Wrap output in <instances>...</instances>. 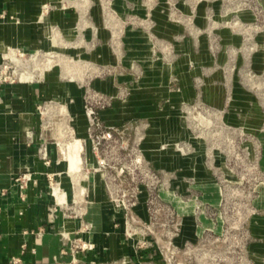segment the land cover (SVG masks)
I'll return each mask as SVG.
<instances>
[{
  "label": "rangeland",
  "instance_id": "obj_1",
  "mask_svg": "<svg viewBox=\"0 0 264 264\" xmlns=\"http://www.w3.org/2000/svg\"><path fill=\"white\" fill-rule=\"evenodd\" d=\"M71 8L72 29L49 24L50 47L1 44L8 78L0 66V81L58 74L54 93L38 103L42 124L73 142L62 149L73 150L76 168L103 174L138 262L264 264V0H45L41 16L59 11L68 20ZM177 67L194 95L173 115L164 93H182ZM107 80L114 93L101 89ZM146 88L158 97L155 118L186 123L152 141L163 160L171 150L173 166L150 156L149 117L112 126L101 118ZM208 93H221V104ZM85 116L81 136L75 120Z\"/></svg>",
  "mask_w": 264,
  "mask_h": 264
},
{
  "label": "crops",
  "instance_id": "obj_2",
  "mask_svg": "<svg viewBox=\"0 0 264 264\" xmlns=\"http://www.w3.org/2000/svg\"><path fill=\"white\" fill-rule=\"evenodd\" d=\"M44 1L0 0V46L8 43L27 48L50 47L45 38L49 24L60 22L72 29L74 9L69 10L68 20L59 11L42 17ZM11 15L20 22L12 20ZM174 69L172 72L180 74L183 91H165L171 114L177 111L178 103L194 95L189 76L179 67ZM57 77V73H49L44 83L0 81V264H14L15 256L30 264H141L134 257L133 242L116 224L121 221L99 177L103 174L76 168L73 156L62 149L73 142L66 143L57 125L42 124L37 105L54 93ZM99 84L102 90L115 92L110 80ZM221 95L209 94L218 105ZM241 96V91L235 92V106ZM157 98L147 88L135 91L131 100L117 99L100 115L110 126L120 125L130 114L149 117L150 156L169 167L174 164L173 153L167 148L163 160L161 154L153 153L152 141L161 128L174 134L179 133V128L184 130L186 123L173 116L155 118ZM71 110L77 111L78 106L71 105ZM75 125L81 136L87 135L86 116L76 118Z\"/></svg>",
  "mask_w": 264,
  "mask_h": 264
},
{
  "label": "built area",
  "instance_id": "obj_3",
  "mask_svg": "<svg viewBox=\"0 0 264 264\" xmlns=\"http://www.w3.org/2000/svg\"><path fill=\"white\" fill-rule=\"evenodd\" d=\"M1 66V69L3 70L2 73L4 74V80H7L8 78V74H7V71H8V65L5 63L4 65H0ZM38 109L41 110V105H38L37 106ZM80 241V239H78ZM26 247V244H23L22 248L24 249ZM12 262L14 264H30V263H22V259L20 257H13V260Z\"/></svg>",
  "mask_w": 264,
  "mask_h": 264
},
{
  "label": "bare ground",
  "instance_id": "obj_4",
  "mask_svg": "<svg viewBox=\"0 0 264 264\" xmlns=\"http://www.w3.org/2000/svg\"><path fill=\"white\" fill-rule=\"evenodd\" d=\"M76 141H77V140H76ZM69 145H70V144H69ZM73 146H74V145H73ZM70 147H71V145H70ZM75 148H76V147H75ZM80 150H81V149H80ZM80 150H79V151H80ZM66 151H67V150H66ZM72 151H73V150H71V153H70V152H69V153H70V155L73 156V157H72V160H73V159L75 158V153H73ZM76 151H77V150H76ZM76 151H75V152H76ZM76 155H77V154H76ZM75 160H77V159H75Z\"/></svg>",
  "mask_w": 264,
  "mask_h": 264
}]
</instances>
